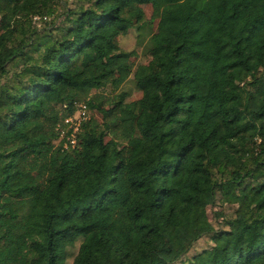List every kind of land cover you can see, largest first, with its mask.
I'll use <instances>...</instances> for the list:
<instances>
[{"label": "trees", "instance_id": "obj_1", "mask_svg": "<svg viewBox=\"0 0 264 264\" xmlns=\"http://www.w3.org/2000/svg\"><path fill=\"white\" fill-rule=\"evenodd\" d=\"M0 264H264V0H0Z\"/></svg>", "mask_w": 264, "mask_h": 264}, {"label": "rangeland", "instance_id": "obj_2", "mask_svg": "<svg viewBox=\"0 0 264 264\" xmlns=\"http://www.w3.org/2000/svg\"><path fill=\"white\" fill-rule=\"evenodd\" d=\"M145 16L148 21H150L152 24V29H149V32L153 31V33H157L161 30V23L157 18L152 17V9L150 6L144 7ZM144 39L142 40V37L138 35V32L135 30H130L127 35L122 36L119 38V45L124 51H135L136 56L132 59L134 64H147L149 62V58L145 55L144 51ZM124 89L132 90L131 98L130 100L138 99L140 96V93L135 92L133 90L132 85L126 84ZM106 94L111 93V89H105L103 90ZM98 91V92H103ZM210 220L212 221V214L211 210H209ZM201 246L205 245L204 241L200 242Z\"/></svg>", "mask_w": 264, "mask_h": 264}, {"label": "built area", "instance_id": "obj_3", "mask_svg": "<svg viewBox=\"0 0 264 264\" xmlns=\"http://www.w3.org/2000/svg\"><path fill=\"white\" fill-rule=\"evenodd\" d=\"M89 111L86 103L82 102L76 105V111L73 115L66 117L58 126L59 142L57 146H61L64 151L73 150L77 145V133L81 124L88 120Z\"/></svg>", "mask_w": 264, "mask_h": 264}]
</instances>
